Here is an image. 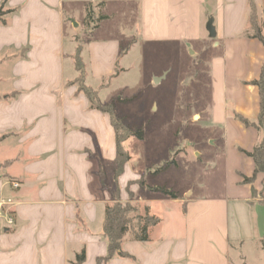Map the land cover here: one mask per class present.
<instances>
[{
	"label": "crops",
	"instance_id": "1",
	"mask_svg": "<svg viewBox=\"0 0 264 264\" xmlns=\"http://www.w3.org/2000/svg\"><path fill=\"white\" fill-rule=\"evenodd\" d=\"M251 1L261 22L264 0H142L146 39L200 43L191 53L206 58L209 80L204 108L192 118L208 123L206 142L214 150L202 156L198 186L177 200L132 185L134 203L148 206L160 223L148 242H123L131 259L104 264H264V174L243 182L255 171L244 152H253L263 134L236 118L257 122L260 114L259 90L249 83L260 75L264 45L244 35ZM3 3L12 12L0 22V201H12L7 211L14 224L0 231V264H73L83 249L85 264H96L108 253L103 223L113 200L99 170L117 156L111 116L91 109L79 91L78 34L65 0ZM121 46L90 41L83 53L85 86L102 104L117 99H103L110 89L103 82L119 77ZM129 163L119 179L124 203L128 184L141 179Z\"/></svg>",
	"mask_w": 264,
	"mask_h": 264
},
{
	"label": "rangeland",
	"instance_id": "2",
	"mask_svg": "<svg viewBox=\"0 0 264 264\" xmlns=\"http://www.w3.org/2000/svg\"><path fill=\"white\" fill-rule=\"evenodd\" d=\"M89 6L93 19L87 24L83 20ZM141 6L142 0H65V12L72 15V26L78 34L74 39L77 49L82 50L85 76L83 53L87 43L119 40L122 44L117 70L120 75L116 78L115 73L103 82L110 86L103 99L120 98L114 110L120 135L125 136L126 128L144 130L143 140L130 136L123 144L130 157L129 170L146 184L157 183L179 195L198 186L202 156L214 150L206 142L208 123L197 122L198 116L192 118L206 102L209 64L206 58L191 53L200 47L199 42L146 39L142 27L148 21L140 17ZM101 16L108 19L99 21ZM104 167L106 187L112 191L113 167ZM4 168L0 165V175ZM151 206L163 215L164 209L158 203Z\"/></svg>",
	"mask_w": 264,
	"mask_h": 264
},
{
	"label": "trees",
	"instance_id": "3",
	"mask_svg": "<svg viewBox=\"0 0 264 264\" xmlns=\"http://www.w3.org/2000/svg\"><path fill=\"white\" fill-rule=\"evenodd\" d=\"M251 4V16L249 28L245 31L244 35L249 39H257L261 41L264 45V37L262 33L264 32V17L261 22L258 21L256 9L253 2ZM102 6V4H101ZM12 11H4V3L0 7V22L6 23L4 16L11 13ZM91 6L87 9V17L85 22L90 23L92 18ZM108 19L107 16H101L99 21ZM82 50L77 49L76 56L74 58L76 70L79 73V91L83 92L89 99L90 108L93 110H98L103 113H107L111 116L113 127L116 131V141H117V156L113 163V173L115 186L111 191L112 200L111 204L105 207V216L103 223V234L108 243V253L105 257L98 258L96 264H104L109 262L115 257L129 258L132 257L123 250V242L129 239L133 242L145 243L150 240L151 229L156 227L160 223V219L151 214L150 208L148 206L141 207L138 204H134V195L131 192V187L134 184H138L141 188L148 189L149 192L155 194H161L167 198L177 200L179 195L175 192L169 191L162 187H149L143 178L136 182H130L127 186V192L129 194V201H121V187L119 184V179L125 171V167L130 161V157L124 150L123 144L127 138L130 136L137 137L139 140L144 139V130L139 129L133 131L130 128H126L124 131L125 136L120 135L119 122L114 116L115 105L119 103L120 98L117 101H112L108 104H102L98 98L97 92L85 86V66L82 60ZM251 86H255L259 90L260 96V114L257 122H251L248 119L236 115L237 120L242 122L246 127H254L259 132L263 134V138L259 145L254 149L253 152L247 153L250 158L253 159L255 164V171L252 177H244L243 182L246 184H252L259 174H264V63L260 70V75L258 79L249 83ZM99 177L101 179L102 187H106V173L104 165L100 166ZM262 250L264 252V238L261 241ZM86 262V252L83 249L75 257L73 264H85Z\"/></svg>",
	"mask_w": 264,
	"mask_h": 264
},
{
	"label": "built area",
	"instance_id": "4",
	"mask_svg": "<svg viewBox=\"0 0 264 264\" xmlns=\"http://www.w3.org/2000/svg\"><path fill=\"white\" fill-rule=\"evenodd\" d=\"M14 187L18 188L19 185L15 183ZM11 205H12L11 200L0 201V231L2 230L4 224L7 226H12L14 224L12 217H10L9 212L7 211L8 207Z\"/></svg>",
	"mask_w": 264,
	"mask_h": 264
},
{
	"label": "water",
	"instance_id": "5",
	"mask_svg": "<svg viewBox=\"0 0 264 264\" xmlns=\"http://www.w3.org/2000/svg\"><path fill=\"white\" fill-rule=\"evenodd\" d=\"M213 20L210 19L209 22H208V25H207V31L209 32L211 38H214L215 37V30L213 28ZM75 26L77 25L76 23H74ZM160 82V79H156V83H159Z\"/></svg>",
	"mask_w": 264,
	"mask_h": 264
}]
</instances>
